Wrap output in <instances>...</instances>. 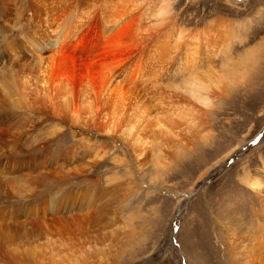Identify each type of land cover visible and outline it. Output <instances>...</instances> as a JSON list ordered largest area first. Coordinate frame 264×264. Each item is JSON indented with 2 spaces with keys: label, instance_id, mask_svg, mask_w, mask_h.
<instances>
[{
  "label": "rangeland",
  "instance_id": "374dc122",
  "mask_svg": "<svg viewBox=\"0 0 264 264\" xmlns=\"http://www.w3.org/2000/svg\"><path fill=\"white\" fill-rule=\"evenodd\" d=\"M20 1L21 5L13 4L10 15L0 4V67L10 66L0 68V126L9 133L0 139V147L8 140L18 149L6 148L5 156L0 155V170H6L0 193L15 185L19 188L12 189V200L20 193L33 197L56 187L52 180L57 176L67 175L87 189L86 195L73 189L70 198H82L81 203L89 196L100 199L101 212H93L88 224L75 226L82 232L67 235L70 246L65 240L54 242L40 234L5 244L1 240L0 264H264V0H164L169 4L171 24L194 30L220 29L219 33L210 31L207 45L200 51V70L208 74L213 97L211 104L201 105L172 89L169 81L162 82L158 88H166L162 94L172 90L171 97L175 95L179 106L192 110L175 128L170 126L174 135L167 128H154L151 135H158L154 143L149 142L153 135L138 126L142 135L137 134L138 138L146 143L142 138L149 139L147 146L125 131L122 136L127 135L128 143L120 132L105 140L95 130L65 126L54 131L48 120H30L25 97L18 89L20 68L11 66L17 57L10 49L18 47L20 55L29 54L31 42H38L37 34L43 29L34 30L37 20L31 16L34 11L29 13L30 0ZM145 1L139 0L141 6L133 13L139 10L140 14ZM152 22L153 18H147L144 24ZM81 32L68 40V46L82 43L72 53L80 59L86 58L83 49L89 51L92 43L102 40V20L97 17ZM154 32H143L146 39L139 42L140 50L151 42ZM77 70L80 76L85 73L83 65ZM166 95L161 97L166 99ZM73 130L105 141L109 148L105 158L89 164L84 158L87 152H82L87 143L78 140ZM39 172L51 174L46 181L40 180L43 186L39 184L34 191L21 189ZM246 173L251 179L259 177L263 187L251 188L243 180ZM4 183L9 186L5 188Z\"/></svg>",
  "mask_w": 264,
  "mask_h": 264
},
{
  "label": "bare ground",
  "instance_id": "6f19581e",
  "mask_svg": "<svg viewBox=\"0 0 264 264\" xmlns=\"http://www.w3.org/2000/svg\"><path fill=\"white\" fill-rule=\"evenodd\" d=\"M0 1L3 9L9 12L8 15L13 10V4H20L21 2L20 0ZM144 3L142 6L145 7L143 10L140 9L139 14V10L137 13H133V10L141 4L139 0H30L29 13L31 14L34 11L31 16L37 20L34 30L42 28L43 33L37 34V43L31 42V48H28L29 54L22 53L20 55L18 47L10 49L17 57L11 66L16 65L20 68L18 72L20 88L18 89H21L22 95L25 97L26 105L29 108L27 110L31 114L30 120H48V122H51L54 131H60L65 126L69 129L78 127L79 129L95 130L97 133L104 135L105 140L107 138L113 139L120 132L123 141L127 142L125 138L127 135L122 136L123 131L132 134L135 139L140 137L137 135L139 129L151 135L155 132L154 128H158V131H164L162 130L164 127L173 134L176 124L179 123L180 119L185 120L186 115L192 110L189 108L190 106H179V100L174 98V91L172 92L174 96L171 97L172 90L168 92L167 89L165 93L167 92L168 96L170 94V97L174 98L173 101L165 93L166 99L171 100L166 101L162 98L165 96L162 92L166 88L163 91H159L158 88L164 81H169L168 86L179 91L190 100H195L201 105L211 104L213 92L208 86L207 73H203L202 69L200 70V67L203 66V64L201 66L203 60L200 51L203 50V45L204 47L207 45L210 31L219 33L220 29L210 28L206 31L199 28L194 30L183 24H171L170 21L168 22L169 4L164 0H146ZM23 8L25 10V7ZM97 17L98 20L100 18L103 22L104 35L102 40L92 43L89 51L86 48L83 49L86 58L82 57L80 59L72 53L77 51L82 43L80 41L70 42V46H68V40L71 37L74 38L73 35L78 32L82 31L81 33H83V30L89 28L95 19L97 20ZM147 18H153V22L148 23L149 26H147V23L144 24ZM149 29L155 31L153 36H150V38L152 37L151 42L145 46V49L141 48L140 50L141 46L138 44L142 40V43H144L146 38L142 35H145ZM76 40H78L77 37ZM134 50L136 52L128 57L129 53ZM27 55L31 56L32 59L23 60V57H28ZM27 62L29 66L21 69ZM31 65L35 69H31ZM78 65H83L85 69V73L81 76L77 70ZM6 66L3 65L0 68ZM175 76L178 77L176 81ZM15 83L17 82L15 81ZM145 97L148 102H145ZM181 102L184 104V100ZM164 105L169 106V108H164ZM171 125H175L174 128L170 127ZM138 126H141V128L138 129ZM5 130L0 126V139L9 136L8 131ZM171 130L174 132L172 133ZM72 133L77 136L78 140L87 143L83 144L82 152H87L84 158H87L89 164L97 163L108 154L109 148L105 141L90 139L84 134L76 133L74 130ZM152 135V141L146 138L142 139L147 140V143L149 140L151 143L156 139L155 136H158L157 134ZM145 136L147 137V135ZM133 140L131 141L133 142ZM140 141L143 140L139 139L138 142ZM155 141L157 142V140ZM6 143L8 144L4 143L0 147V155H3V157L6 148L9 149L8 151L18 150L15 144L12 145L8 140ZM144 143L146 142L143 141ZM147 143L145 146H147ZM142 147L144 146L142 145ZM141 151H143V148ZM138 154L139 152L136 157L139 156ZM5 171V169L0 170V181L4 178L2 174ZM48 174L49 172H39L35 178L23 182L21 189L34 191L36 187L38 188L41 185L40 180L46 181L45 178H48ZM57 178L58 176L55 178L56 180H52L53 183L51 182L56 187H50L48 191L44 189L45 192L40 191L38 195L33 197L28 195L29 198L19 192L20 196L16 197L14 195L16 198L14 197L15 200H12L10 198V196L12 197L10 195L12 189L19 188L15 185L10 190L3 189V192L0 193V241L4 240L5 244V242H14L15 240H29L28 238L33 234H40L46 238H53L54 242L56 240L63 242V240H67V235L82 232L79 228L76 229L75 226L88 224L90 216H93L92 213L101 210L99 209L100 205L98 207L101 201L100 199H93L91 196L88 199L86 198L88 201L85 203H81L82 198L72 200L70 195L73 189L86 195V187L77 185V181H71L67 175ZM243 180L255 190H260L263 187L259 177L251 179L246 173ZM3 186L6 188L9 185L4 183ZM83 235L86 237L85 233ZM67 242L69 243V241H66V244H68Z\"/></svg>",
  "mask_w": 264,
  "mask_h": 264
}]
</instances>
